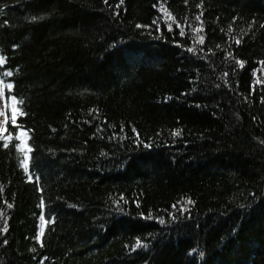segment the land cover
<instances>
[{
    "label": "trees",
    "instance_id": "1",
    "mask_svg": "<svg viewBox=\"0 0 264 264\" xmlns=\"http://www.w3.org/2000/svg\"><path fill=\"white\" fill-rule=\"evenodd\" d=\"M0 57V264H264V0H0Z\"/></svg>",
    "mask_w": 264,
    "mask_h": 264
},
{
    "label": "snow or ice",
    "instance_id": "2",
    "mask_svg": "<svg viewBox=\"0 0 264 264\" xmlns=\"http://www.w3.org/2000/svg\"><path fill=\"white\" fill-rule=\"evenodd\" d=\"M121 2H122V0H121ZM164 11H165V14L169 16L170 19H174V18L171 17V14H170V13H167V10H166V9H164ZM197 19H199V17H197ZM137 26L140 27V25H137ZM177 26L179 27V25H177ZM197 31H202V29H197ZM181 34L183 35V31H181ZM199 42H200V43H203V37H200ZM237 43H239V41H237ZM4 63H5L4 58H3V57H0V65H3ZM237 63H239L241 66H243V63H242V62L237 61ZM11 74H12L11 72H6V73H4V75H6V76H10ZM2 84H3V82L0 81V85H2ZM6 87H7L8 89H11V88H12V85H11V84H8V85H6ZM6 122H7V117H5V123H6ZM12 122L15 123V120L13 119ZM0 138H3V137H0ZM6 139H10V137H9V138H6ZM4 146L7 147V146H8L7 143H5ZM22 166L25 167V170H27V163H26V162H23V163H22ZM189 202H190V201H189ZM9 207H11V205H9ZM40 218H41L42 221L44 220L43 215H41ZM40 234H41V235L43 234V227L41 228V232H40ZM139 243H140V242L137 241V246H139Z\"/></svg>",
    "mask_w": 264,
    "mask_h": 264
},
{
    "label": "rangeland",
    "instance_id": "3",
    "mask_svg": "<svg viewBox=\"0 0 264 264\" xmlns=\"http://www.w3.org/2000/svg\"><path fill=\"white\" fill-rule=\"evenodd\" d=\"M12 104V107H13V103ZM3 104H2V96H1V85H0V131L3 130ZM18 137L20 139V142L23 146H25V143H26V139H27V135L24 131L20 130L18 132Z\"/></svg>",
    "mask_w": 264,
    "mask_h": 264
}]
</instances>
